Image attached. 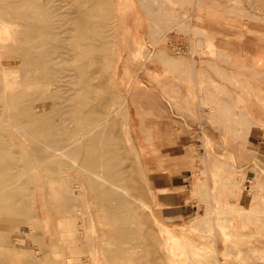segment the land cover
I'll use <instances>...</instances> for the list:
<instances>
[{"label":"rangeland","instance_id":"rangeland-1","mask_svg":"<svg viewBox=\"0 0 264 264\" xmlns=\"http://www.w3.org/2000/svg\"><path fill=\"white\" fill-rule=\"evenodd\" d=\"M100 1L105 3L102 11L109 15V28L105 37H97L99 42L95 43H105L109 49L104 55H96V59L104 60L101 74L93 77L94 83H103L104 92L89 103L97 105L100 101L99 108L106 98L117 97L118 101L121 97L114 106L120 109L110 116V123L114 121L115 125L106 130L113 134L123 154L118 176L111 177L107 171L101 177L105 182H100H107L104 185L119 195H129L135 201L132 207L138 211L128 221L132 225L110 218L104 201L94 197L87 178L72 167L82 164L85 150L78 156L65 155L62 170L66 169L60 173L44 170L46 162L32 158L35 150L45 147L47 138L42 130L18 116L16 97H35L46 91L44 81H39L33 70L27 75L25 64L14 62L13 72L18 76L16 96L7 98L3 86L0 89V147L7 150L6 161H1L0 154V264H213L217 259L221 264H264V167L253 179L221 163L213 155L207 131L217 124L228 129L235 123L244 130L252 115L245 95L264 116V96L257 94L239 67L249 56V44L264 41V0H198L194 19L188 7L195 0ZM146 19L150 41L138 35L148 28ZM173 29L190 35L186 52L183 45H167L166 34ZM17 43L16 37L11 38V47ZM210 43L217 51L212 52ZM205 72L210 74L209 82L201 81ZM212 74L222 81H214ZM194 75L200 76L198 83ZM82 83L73 82L70 75L60 80L54 93L65 99ZM219 104L223 106L220 110ZM89 106L83 109L87 126L75 119L66 121L71 135H81L100 122V115H85ZM206 106H210L209 110ZM101 124L96 131L104 128L105 124ZM261 124L264 126V122ZM88 138L81 141L82 147ZM250 149L249 145L243 146L242 153ZM172 155L180 161L172 163ZM157 169L167 173L185 171L187 185L179 192L182 198L171 201L169 194L158 193L154 184ZM30 172L37 176L31 186L43 187L47 192L46 204L36 208L41 218L11 206V196L7 195L29 179ZM76 181L86 190L82 195L75 188ZM256 184L258 189H249ZM74 188L77 198L69 207H61V197L72 194ZM112 201L116 203V199ZM180 202L189 204L185 213L171 212L164 206ZM193 217H198V222L197 218L196 223L191 221ZM165 226L176 236H168ZM122 227L132 228V234L110 232ZM25 228L30 234H24ZM215 230L219 234L216 242Z\"/></svg>","mask_w":264,"mask_h":264},{"label":"bare ground","instance_id":"bare-ground-1","mask_svg":"<svg viewBox=\"0 0 264 264\" xmlns=\"http://www.w3.org/2000/svg\"><path fill=\"white\" fill-rule=\"evenodd\" d=\"M76 1L77 5H75ZM104 4L100 0H0V89L3 86L2 90H4V95L7 98H10L13 94L16 96L15 84L18 82V76L13 72L14 62H23L27 75L30 70H33L38 80L44 81L43 89L46 91L45 93H40L35 97H28L26 94L21 98L16 97V102L19 103L18 116L33 128L42 130L47 138L45 147L41 150H35L32 158L46 162L43 166L44 170L60 173L66 169L62 170V166L65 163L63 162L65 155L78 156L81 151L85 150L86 157L83 159L82 164H75L72 167L81 170L83 176L87 178L91 190L94 192V197L104 201L108 214L111 216L110 218L132 225L128 221L136 215L134 211L137 208L134 209L132 207V201L133 203L135 201H131L127 197L129 195L126 197L123 195L124 193L122 194L123 196L121 193L119 195L115 192V189L106 187L104 184L107 182H100V180H104L101 177L107 171L110 172L109 175L111 177H117L118 172L122 169L120 167L123 161L121 147L115 141L113 134L107 131L108 129L106 130L107 127L110 128V126L114 127L115 125L114 121L110 123V116L120 109L118 107L114 108V106L121 102V97L118 101L115 96L116 99L114 98V100L112 97H108L99 108L97 105L101 103L100 101L99 104H94L97 108L93 103H89V100L95 98V95H102L104 92L103 83L93 82V77L101 74V62L104 60L101 58L99 60L98 58L96 59V55H104L109 49L105 43H95L97 37H105L109 28V15L102 11ZM19 25H22L23 29H18ZM63 31L69 34L62 37L61 35L65 34ZM13 37H16L18 43L11 47L10 41ZM209 46L212 48V52L217 51L215 44L210 43ZM94 59L98 60V63ZM70 70L72 72H69ZM70 75H72L73 82L81 80L83 86L77 88L70 96L62 99L54 92L58 89L60 80L67 79ZM64 101H66V104H63ZM88 103L93 105L94 108L90 107ZM87 105L91 109L89 108V113L85 112V115H100V122L88 128L89 130L81 135H71V130L68 129L66 121L71 122L73 121L71 119H75L79 120L83 127L87 126L89 121L85 119L88 121L86 123L83 117V109ZM101 122L105 124L104 128H101V131H96L98 127L100 128ZM129 135L130 138L131 134ZM86 137L90 138L87 139V144L82 147L81 141L86 139ZM95 150H99V153H94ZM5 152L7 150L2 145L0 147V154L3 155L1 157L2 162L7 160ZM30 174L31 177L29 179L16 186L15 191L7 195L11 196V206H18L27 215L41 218L40 213L37 214L39 211L36 208L38 209L41 206L42 209L44 202L46 204L47 192L43 187L34 189L31 186L37 176L33 172H30ZM110 185L114 186L111 183ZM75 188L80 192L79 195L86 191L78 181H76ZM75 188L71 189L72 194H64L65 196L59 192L61 196L63 195L61 197L63 201L59 204L61 207H69L73 200L77 198ZM249 189H258V185L250 186ZM63 190L65 188L61 191L63 192ZM119 190L121 189L119 188ZM65 191L69 192V190ZM113 199H116V203L112 201ZM121 209H126V213L121 212ZM66 213L68 212L63 214ZM74 213L76 214V212ZM72 214L73 212H71ZM194 218L191 221L195 222L197 218L198 222V217ZM194 222L191 223L196 225V222ZM214 224L213 222V227ZM202 225L200 226L202 227ZM165 228L168 231V236H176L168 227L165 226ZM131 229L126 227L115 228L110 230V232L115 235L128 236L133 232ZM217 231H214L215 242L219 237ZM134 232L137 231L135 230ZM24 234H30V230L28 231L25 228ZM117 239L120 240L121 238L118 236ZM117 239L115 241H118ZM115 246L117 247V245ZM202 249L204 248L202 247ZM120 250L123 251V248ZM106 255L108 254L106 253ZM220 261L217 259L213 264H221Z\"/></svg>","mask_w":264,"mask_h":264},{"label":"crops","instance_id":"crops-1","mask_svg":"<svg viewBox=\"0 0 264 264\" xmlns=\"http://www.w3.org/2000/svg\"><path fill=\"white\" fill-rule=\"evenodd\" d=\"M185 1V3H189V0H181ZM194 1V0H193ZM204 0H202V3ZM197 3L198 0L194 1V4L189 6L191 9L190 17L194 19V13L197 16ZM188 9V10H189ZM148 16V15H147ZM147 23L148 28H143L138 35H141V38L144 41L151 40V30L149 28L148 19H146L145 24ZM140 28V27H139ZM166 36L169 39L166 41L167 45L172 48L174 45H183L185 47V52L189 50L190 47V35L187 37L181 32L176 31L175 29L167 32ZM210 45V44H209ZM216 48V46H215ZM202 49L208 51V47L206 46L204 40L202 42ZM217 49V48H216ZM179 64V60H177V65ZM240 71L243 75L248 78L250 83H252L253 87L257 91V94L261 97L264 96V41L261 42H252L249 44V56L243 59V62L239 63ZM201 81H210V74L205 72L202 73ZM214 81H222L221 77H218L214 74L211 75ZM193 80L195 83L200 81L199 75H194ZM243 80L244 77H243ZM215 90L213 89L212 92ZM210 92V91H208ZM219 93V91H218ZM217 97H225V95H217ZM245 97L248 99V106L251 107L249 111L251 118L249 119L248 126L244 127L243 130L239 125H233V127L226 129L224 126L217 124L216 126H211L207 128L211 149L215 152L214 156L217 157V160L221 163H226L229 167L234 166L237 171L240 173H245L248 178H256L264 167V126H262L261 122H264V116L260 115V111L254 108L251 105L250 99L247 95ZM254 99V98H253ZM209 110L210 106H206ZM223 106L217 105V108L220 110ZM237 110H234V113H237ZM242 130L244 132H242ZM243 135H246L243 137ZM251 146L253 149L247 152V154L242 153V147ZM254 148L258 149V152L255 151ZM206 156L208 154H205ZM175 157V159H174ZM173 159L170 161L172 163H178L180 160L177 156L172 155ZM177 165L173 164V167ZM182 168V167H181ZM170 169H174L170 166ZM187 172L189 169L186 170ZM185 171L181 170L179 172H165L162 169H157V174L154 176V184L158 192L161 195H167L169 200L182 198L179 194L183 190V188L187 185L186 183ZM174 194H179L175 195ZM166 198V196H165ZM166 198V199H167ZM193 206L194 203H192ZM246 205V204H245ZM166 208H170L172 211L181 210V213H185L189 207V204L184 202L180 203H171L164 205ZM247 206V205H246ZM250 208V207H248Z\"/></svg>","mask_w":264,"mask_h":264},{"label":"built area","instance_id":"built-area-1","mask_svg":"<svg viewBox=\"0 0 264 264\" xmlns=\"http://www.w3.org/2000/svg\"><path fill=\"white\" fill-rule=\"evenodd\" d=\"M181 50V48H178V51H180Z\"/></svg>","mask_w":264,"mask_h":264}]
</instances>
